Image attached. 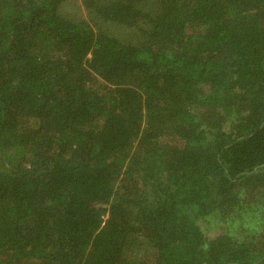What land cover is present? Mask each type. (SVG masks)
I'll return each mask as SVG.
<instances>
[{
	"label": "trees",
	"instance_id": "1",
	"mask_svg": "<svg viewBox=\"0 0 264 264\" xmlns=\"http://www.w3.org/2000/svg\"><path fill=\"white\" fill-rule=\"evenodd\" d=\"M0 264H264V0H0Z\"/></svg>",
	"mask_w": 264,
	"mask_h": 264
}]
</instances>
